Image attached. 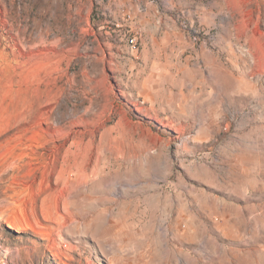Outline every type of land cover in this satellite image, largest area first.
Instances as JSON below:
<instances>
[{"label": "rangeland", "instance_id": "374dc122", "mask_svg": "<svg viewBox=\"0 0 264 264\" xmlns=\"http://www.w3.org/2000/svg\"><path fill=\"white\" fill-rule=\"evenodd\" d=\"M0 264H264V0H0Z\"/></svg>", "mask_w": 264, "mask_h": 264}, {"label": "bare ground", "instance_id": "6f19581e", "mask_svg": "<svg viewBox=\"0 0 264 264\" xmlns=\"http://www.w3.org/2000/svg\"><path fill=\"white\" fill-rule=\"evenodd\" d=\"M132 41H137V39H136V37H132ZM138 49V48H137ZM77 168H75L74 166H70L69 168H67L66 170H65V172H64V174H68L69 173V180L68 181H66V182H62L61 184H63V185H65V186H67L68 184H69V182H70V180H71V178H72V175L71 174H73L74 175V171L76 170ZM76 172V171H75ZM70 175H71V177H70ZM60 185V183H57V186H59ZM65 204H66V202L64 201L63 202V205L65 206ZM64 209V208H63ZM10 225H11V223H10ZM10 229H13V226H8Z\"/></svg>", "mask_w": 264, "mask_h": 264}, {"label": "built area", "instance_id": "2783aa9c", "mask_svg": "<svg viewBox=\"0 0 264 264\" xmlns=\"http://www.w3.org/2000/svg\"><path fill=\"white\" fill-rule=\"evenodd\" d=\"M129 46L131 49L137 51L138 48V42L137 41H132V37L128 40Z\"/></svg>", "mask_w": 264, "mask_h": 264}]
</instances>
